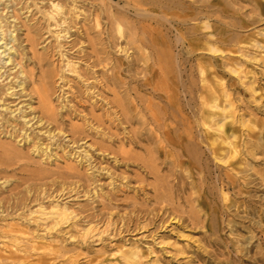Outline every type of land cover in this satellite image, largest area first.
I'll return each mask as SVG.
<instances>
[{
	"label": "bare ground",
	"instance_id": "6f19581e",
	"mask_svg": "<svg viewBox=\"0 0 264 264\" xmlns=\"http://www.w3.org/2000/svg\"><path fill=\"white\" fill-rule=\"evenodd\" d=\"M213 1L215 4L211 3ZM200 2L202 1L0 0L3 6V9H0V80L4 78L5 73H9L2 80L4 82L10 78L12 70L18 69L13 80L0 87V107L3 109L0 116L2 121L11 124L13 123L12 118L16 116L14 113L16 111L22 113L15 120H22L24 128L19 132L21 135L15 137L14 140L20 138L19 143L31 142L34 149L40 151L43 144H40L37 136L28 133L26 126H29L35 119L36 121L30 128L34 125L39 127L48 124L49 126L67 113L81 116L69 97L75 99L78 97L80 102L86 97L93 106L100 104L102 108H105L110 122L125 126L141 120L142 122L139 121V123L143 126L147 125L146 140L152 147L147 148V156L141 159V162L143 168L149 172L157 170L158 162H161L164 165L171 164L173 168L188 169L190 177H194V167L202 163L201 155L204 153L208 155L207 160L213 158L224 161L225 164L229 163L236 169L243 166L245 163L244 148L250 149L249 154L255 157L254 152L262 147L261 134L257 132L259 124L253 120L238 124L236 107L231 98L232 94L225 84V79L214 69L211 58H205V56L211 57L212 53L226 52L212 44L214 36L221 34L209 21L217 13H226L232 7L233 2L232 0ZM11 7L13 15L8 16V12L4 15L5 10ZM32 8H35L37 14L42 15V19L34 17L36 13L34 14L35 10ZM25 14H30V16L22 18ZM202 19L208 20V24L201 23ZM191 22L197 23L194 27L183 30ZM23 30L25 41L31 44L32 49L41 44L44 31L53 38L52 42L42 48L41 54L34 55L37 59V74L32 69H28V64H26L25 58L27 57L23 41H21ZM198 32L204 39L200 46H198L200 44L198 40L187 38L188 35L194 36ZM74 36L75 39L69 42L71 49L77 48V53H74L77 56L69 57V51L66 50L64 42H68ZM84 38L88 41L87 46ZM47 39H44L42 43ZM256 44L263 47L264 43L257 40ZM180 47L189 49L187 56L185 52L182 54L174 52V48ZM198 54L203 56L198 58L196 71L199 76L195 79L194 68H182L185 62L179 60H189ZM57 55L61 60L66 61L60 70L52 61ZM83 62L85 68L82 69L80 63ZM8 64L12 67L6 71ZM4 68L5 71L2 72ZM189 71L190 75L183 80L182 74ZM232 71L241 72L234 64H232ZM69 76H73L82 83V87L85 88L84 93L77 91L78 95L75 96ZM124 77L129 78V81ZM129 83L138 84L142 90L147 92L148 97L134 92ZM29 87L32 88L27 94ZM110 87L122 89L120 98L116 95V98L111 101L105 97ZM17 88L20 90L17 91ZM180 89L185 94L184 99L177 93ZM59 91L62 103L57 107L53 96ZM14 96L30 97V102L25 108L30 109L35 116L27 120L29 116L25 114L26 111H22V108L12 109L9 103H6L5 98ZM154 99H159L164 104L159 105L154 102ZM35 100L38 101V108L33 107L32 103ZM2 101L3 104H1ZM3 111L5 115L9 113L10 117H4ZM37 111H40L38 116H36ZM80 119H83L85 125L93 129L94 126L90 120L82 116ZM241 126L247 129L249 139L246 145L243 144ZM124 129L127 138H134L132 132L127 131V127ZM45 133H48V137L53 141L56 135L60 133L65 135L62 129H59L56 135L55 130ZM78 134L73 133L68 141L73 145L79 144ZM50 148L46 147L43 152H48ZM82 153L81 163L84 160L85 163L89 162L91 159L89 150L84 148L79 154ZM22 154L17 145L11 142L0 143V164L2 166L10 167L15 159L22 157ZM74 169L75 167L71 168V170ZM106 173H109V170ZM89 178L95 180L97 175L93 173ZM2 179L4 182L0 184V190L10 183L7 178H0ZM220 181L222 184L226 182L235 185L236 178L226 173ZM93 194H97L96 190ZM159 195H157L156 203L163 204L160 209L154 207L147 210V214L152 217L147 225V228H150L147 230L146 237L147 242L152 240L153 245L163 243L158 242L159 233L169 225L170 221L177 218L180 221L185 218L184 213L178 210L173 209L171 213L168 212L170 209L164 205L168 197ZM64 196L66 194L57 197L50 211L43 213L47 215L45 219L51 221V225L46 229H42V226L38 224L41 218H33V222L29 225L38 224L35 231L22 223H15L8 225L0 232V264H54L70 252L68 249H63L57 238L64 229L70 226L79 228L80 224L79 220L73 221L77 218V214L69 207L70 203L59 202ZM20 205H24L21 209L28 207V204L24 202H20ZM8 208H6V202L0 198V213L4 214ZM21 209L14 207L11 210L16 214ZM38 210L44 212L46 209L40 205ZM35 212L31 211V215ZM7 213L10 214L9 211ZM115 215V212L111 211L104 220L98 219L106 221L102 226L100 223H94L95 220H91L80 232L77 240L73 234L63 233L66 241L73 244L77 241L81 245L74 249L77 251V257L82 256L80 253L85 248L84 245L88 244L89 238L94 236H97L98 240L107 236L116 238L122 234L135 232L139 228L130 217L127 221L122 219L121 226H119ZM1 217H6V215H1ZM186 219L196 226L200 223L199 218L196 219L192 215H188ZM41 231L43 234L40 233ZM92 234L93 236H90ZM126 245L118 247L117 253L109 254L108 252L104 258L91 259L88 264H141V258L144 256L141 251L133 245L129 248ZM156 252L155 248L150 247L147 255ZM74 261L72 257L67 260L68 264Z\"/></svg>",
	"mask_w": 264,
	"mask_h": 264
},
{
	"label": "rangeland",
	"instance_id": "374dc122",
	"mask_svg": "<svg viewBox=\"0 0 264 264\" xmlns=\"http://www.w3.org/2000/svg\"><path fill=\"white\" fill-rule=\"evenodd\" d=\"M200 1L203 3L206 0ZM232 2L234 4L232 3V7L226 13L219 11L220 13L211 17L209 21L221 34L214 36L212 44L226 52L212 53L211 57L205 56V58H211L214 69L224 77L236 107L238 124L249 120L259 124L257 132L261 134L262 147L254 152L255 157L249 154L250 149L244 148L245 163L236 169L229 163L225 164L224 161L213 158L207 160L208 155L204 153L201 155L203 164H196L194 167V177H190L188 169L173 168L171 164L164 165L161 162H158L157 170L149 172L143 168L141 162V159L147 156V148L152 147L146 140L147 125L143 126L139 123L141 120L125 126L110 122L105 108L100 104L93 106L86 97L81 98L82 102L78 101V97L76 99L69 97V100L73 101L82 118L92 122L93 129L85 125L84 120L80 119L81 116H76L74 113H67L52 125L39 127L34 125L30 128L35 119L26 127L28 133L37 136L40 144H43L39 151L34 149L31 142L19 143L20 138L14 140L21 135L19 132L24 128L22 120H15L22 114L16 111L11 124L2 121L0 116V143L11 142L23 153L22 157L15 159L8 168L0 164V172L3 170L0 178H7L10 182L0 190V198L6 202V208L11 207L7 210L10 214L0 213V232L15 223L29 226L31 230L34 229L33 231L38 224L42 229H46L51 225V221L46 220L47 215L43 213L50 211L57 197L66 194L59 202L70 203L69 207L77 214V218L73 221L79 220L80 227L70 226L59 233L60 237L57 240L60 241L63 249H68L70 252L54 264H68L67 260L70 257L75 260L72 264H88L91 259L104 258L108 252L117 253L118 247L123 244H127V248L133 245L141 251L144 255L141 264H264V44L263 47L256 44L257 40L264 43V0H232ZM211 3L215 4V1ZM0 9H3L1 4ZM12 10V7L6 9L4 15L7 12L8 16L13 15ZM36 12L35 10L34 14ZM26 16L30 14H25L22 18ZM34 17L42 19L40 13H36ZM196 23L191 22L183 30L194 27ZM201 23L208 24V20L202 19ZM200 32L194 36L188 35L187 38L198 40L200 46L204 41ZM44 39L47 40L42 43ZM73 39L75 36L64 42L69 57L77 56L74 54L77 53V48L71 49L69 42ZM83 40L86 41L87 46L88 41L85 38ZM21 41H23L28 69H32L37 74V59L34 55L41 54L42 48L52 42L53 38L44 31L41 44L32 49L31 44L25 41L23 30ZM188 51L187 47L174 48L175 53L185 52V56ZM199 55L189 60H179L185 62L182 68H194L195 79L199 76L196 71L198 58L203 56ZM52 61L58 70L66 63L58 55ZM232 64L237 65L241 72H233ZM80 65L82 69L85 68L84 62ZM7 67L6 71L12 66L8 64ZM17 70H12L10 78L2 82L9 74L5 73L4 78L0 80V87L13 80ZM4 71L5 68L2 72ZM190 73L189 71L182 74L183 80H186ZM124 79L126 80L127 77ZM69 80L75 90V96L78 95L77 91L84 93L85 88L82 87V83L73 76H69ZM129 85L134 92L148 97L147 92L138 84L129 83ZM30 88L32 87H29L27 94ZM19 90L17 88V91ZM177 93L184 99L185 94L181 89L177 90ZM120 94L122 95V89L110 87L105 97L112 101L116 95L120 98ZM59 95L60 91L53 96L57 107L62 103ZM29 98L14 96L6 97L5 101L12 109L22 108V111H26L29 120L35 116L30 109L25 108L30 102ZM154 102L159 105L164 104L159 99H154ZM32 104L36 108L39 106L36 100ZM2 110L0 107V112ZM3 114L5 115L4 111ZM39 114L40 111H37L36 116ZM4 117L9 118V113ZM124 127L132 132L134 138H127ZM241 128L243 144L246 145L249 139L247 129L244 126ZM59 129H62L65 135L61 133L56 135ZM40 130L41 133L37 135ZM50 130L53 132L55 130L54 141L48 137V133H45ZM73 133H79L77 135L79 144L73 145L68 141ZM81 146L89 150L91 156L89 162L85 163L84 160L81 163L83 153H79L84 149L79 148ZM203 146L206 147L205 144ZM46 147L51 148L44 153ZM171 153L173 154V151ZM74 167L75 169L71 170ZM108 170L109 173H106ZM93 173L97 175L95 180L89 178ZM226 173L236 178L235 185L221 183L220 179L224 178ZM3 182L4 179L0 180V184ZM95 190L96 195L93 194ZM161 194L168 197L164 204L170 209L168 212L171 213L173 209L178 210L184 213L185 218L180 221L178 218L170 221L169 225L159 233L158 242L163 243L153 245L152 240L147 242L146 237L150 228H147V225L152 217L147 214V210L154 207L160 209L163 204L156 203V200L157 195L161 196ZM20 202L28 204V207L21 209L24 205H20ZM40 205L46 209L44 212L38 210ZM14 207L21 210L14 214L11 210ZM31 211L36 212L31 215ZM111 211L115 212V220L119 226L122 219L127 221L129 217L133 218L134 224L139 226L137 231L116 238L103 237V240L100 239L102 241L98 240L97 236L89 238L88 244L84 245L85 248L80 253L82 256L77 257V251L74 249L81 245L77 241L74 244L66 241L63 233L73 234L77 240L80 232L91 220L102 226L106 221L98 219L104 220ZM188 215L199 218L200 223L197 226L193 225L189 219H186ZM33 218H41V221L29 225L33 222ZM40 233L43 234L42 231ZM150 247L155 248L157 252L147 255Z\"/></svg>",
	"mask_w": 264,
	"mask_h": 264
}]
</instances>
